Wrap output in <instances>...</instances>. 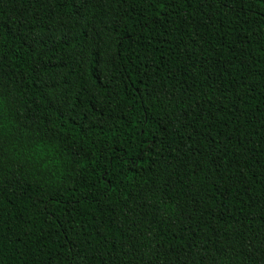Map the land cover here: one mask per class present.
<instances>
[{"label": "trees", "instance_id": "obj_1", "mask_svg": "<svg viewBox=\"0 0 264 264\" xmlns=\"http://www.w3.org/2000/svg\"><path fill=\"white\" fill-rule=\"evenodd\" d=\"M0 264H264V0H0Z\"/></svg>", "mask_w": 264, "mask_h": 264}]
</instances>
